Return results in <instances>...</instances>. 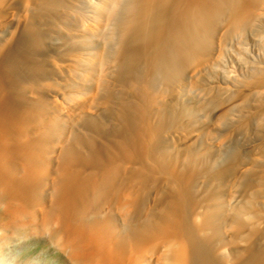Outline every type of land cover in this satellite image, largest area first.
Segmentation results:
<instances>
[{
	"label": "bare ground",
	"instance_id": "1",
	"mask_svg": "<svg viewBox=\"0 0 264 264\" xmlns=\"http://www.w3.org/2000/svg\"><path fill=\"white\" fill-rule=\"evenodd\" d=\"M11 228L69 264H264V0H0Z\"/></svg>",
	"mask_w": 264,
	"mask_h": 264
},
{
	"label": "rangeland",
	"instance_id": "2",
	"mask_svg": "<svg viewBox=\"0 0 264 264\" xmlns=\"http://www.w3.org/2000/svg\"><path fill=\"white\" fill-rule=\"evenodd\" d=\"M97 148L103 145V140ZM31 222L30 219L25 222ZM10 242L0 253V264H69L68 256L50 239L48 231L44 229H12ZM3 236L6 231H0ZM28 233H35L33 235Z\"/></svg>",
	"mask_w": 264,
	"mask_h": 264
}]
</instances>
